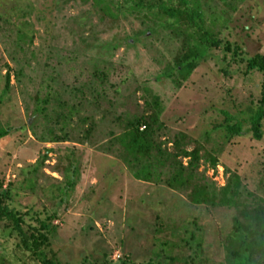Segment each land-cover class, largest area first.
<instances>
[{
  "label": "rangeland",
  "instance_id": "obj_1",
  "mask_svg": "<svg viewBox=\"0 0 264 264\" xmlns=\"http://www.w3.org/2000/svg\"><path fill=\"white\" fill-rule=\"evenodd\" d=\"M198 6L216 38L242 49L239 56L264 55V0ZM160 22L123 11L111 18L91 0H0V126L8 128L0 138V182L11 183L12 206L54 214L46 252L58 264H116L124 255L126 264L155 262L157 252L160 264H170L164 255L183 264L178 258L189 249L180 239L189 232L199 241L197 257L222 264L221 242L237 209L264 204V130L259 140L225 139L217 126L222 111L247 117L262 90L260 74L244 73L243 61L218 46L176 86L165 72L183 35ZM153 97L161 106L154 140L173 151L172 139L183 134L182 148H198L192 182L214 204L192 202L190 185L168 187L170 167L143 181L123 161L115 137L125 119L149 113ZM68 162L76 167L74 185L60 201L55 190ZM233 176L238 204L218 203ZM14 243L0 232V263H38Z\"/></svg>",
  "mask_w": 264,
  "mask_h": 264
},
{
  "label": "trees",
  "instance_id": "obj_2",
  "mask_svg": "<svg viewBox=\"0 0 264 264\" xmlns=\"http://www.w3.org/2000/svg\"><path fill=\"white\" fill-rule=\"evenodd\" d=\"M93 5L102 13L115 18L119 13L127 12L150 18L155 22L160 20L161 25L170 28L174 33H182L183 49L173 59L168 67L166 75L172 77L176 86L184 80L191 70L204 58L208 48L221 46L223 51H231L232 56L243 61L244 73L256 71L260 74L261 88L259 97L252 106H247L248 115L239 120L235 116L222 111L224 118L217 126L222 129L225 139L233 136L249 134L253 139L262 138L264 130V55L255 53L249 57H242V49L216 38L214 33L206 26V18L202 9L198 6V0H91ZM211 20H217L220 16H212ZM150 107L149 113L134 115L127 118L123 124V130L115 137L122 150L123 161L132 169L131 174L135 179L150 181L158 179L157 167L167 166L171 168L170 173L163 182L170 188H181L192 186L190 199L194 203L214 204L213 194L203 186L193 183L194 173L199 161L197 147L190 150L182 148L183 134L171 141L173 151L163 148L160 141L153 138L155 129L160 128L157 122L161 106L156 97L147 102ZM247 126L244 128L243 123ZM8 133V128L0 126V138ZM42 158L38 161L41 163ZM186 158L185 164L179 159ZM211 167L217 162L213 156H208ZM32 166V171L36 170ZM76 167L68 162L64 167V180L62 185L56 186V193L60 201L68 196L74 185ZM238 181L235 176L226 182L221 188V196L217 202L236 206ZM11 183L4 186L0 182V232L15 236L14 247L29 258L36 260L37 264H58L52 257L48 256V234L53 230V213H45L40 217L34 213L31 215L29 209L21 210L10 203ZM30 219L27 221L26 217ZM35 221L32 223L31 221ZM186 231V230H185ZM184 231V233H186ZM198 238L189 232L188 236L181 237L183 246L189 249L186 255L178 258L183 264H205V259L197 257L199 252ZM194 241L192 246L191 242ZM221 246L223 248L222 264H264V204L254 203L251 206L241 205L237 214L231 218L230 230L224 235ZM172 244H170L171 246ZM193 247V249H192ZM119 258V257H118ZM159 252L156 253L155 262L148 260L137 264H160ZM164 260L174 264L176 259L172 256L163 257ZM126 256L117 260L116 264H126ZM0 264H9L1 262ZM135 264V263H131Z\"/></svg>",
  "mask_w": 264,
  "mask_h": 264
}]
</instances>
